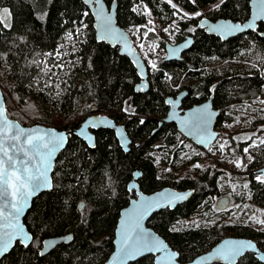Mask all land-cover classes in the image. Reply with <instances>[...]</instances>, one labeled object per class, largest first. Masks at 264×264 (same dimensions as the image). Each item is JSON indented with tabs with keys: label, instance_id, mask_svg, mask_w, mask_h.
I'll return each mask as SVG.
<instances>
[{
	"label": "trees",
	"instance_id": "trees-1",
	"mask_svg": "<svg viewBox=\"0 0 264 264\" xmlns=\"http://www.w3.org/2000/svg\"><path fill=\"white\" fill-rule=\"evenodd\" d=\"M105 1L108 5L117 1L118 22L132 31L147 22L145 15L132 11L136 5H147L165 25L175 18L171 7L160 0ZM250 1L173 0L182 13L191 15L178 21L181 33L176 41L192 34L195 43L182 61L154 57L156 68L150 73V89L142 94L136 93L140 78L131 61L118 49L96 40L93 17L81 0H0V9L10 10L12 24L11 30L0 26V52L7 54L6 61L0 60V86L9 117L25 126H56L77 119L59 128L72 134L57 159L53 188L34 199L25 217L33 235L31 245L25 248L17 243L0 264H103L114 249L120 212L136 195L128 188L136 170L141 172L138 183L146 194L165 187L195 191L187 203L156 213L148 223L178 252L181 262L193 261L225 237L252 239L264 251V225L251 219L258 209L259 213L264 211V184L254 179L264 166V146L250 149L253 159L247 165L248 173L240 174L233 164L222 166L213 155L187 141L174 125L160 127L168 112V96L187 89V105L191 106L213 89L214 104L221 110L218 127L240 125L232 136L239 139H232V146L221 155L232 160L244 157L243 149L252 142L247 136L253 132L258 135L257 130L264 126V111L260 110L264 105L252 104L256 96L264 99V23L257 31L227 41L196 30V26L202 18L245 22L251 13ZM218 2V7L203 11ZM43 13L44 19H38ZM83 24H87L88 35L85 41H78L77 51L71 55L74 65L64 76L61 91L56 90L55 79L51 87H44L43 63H57L60 43ZM141 31L143 35L147 29ZM145 39L166 45L153 32H148ZM243 52L251 56L246 67L236 63ZM175 78L180 81H176L172 88L176 92L172 93L169 84ZM93 105L125 126L132 139L128 153L113 131H94V148L74 134ZM248 105L251 108L244 111ZM196 164L201 167L195 168ZM233 180H239L241 193L231 197L230 191L226 193L234 204L240 203L242 212L231 215L230 209L218 210L216 201ZM214 216H218L217 221ZM69 234L73 236L71 243L41 256L46 238ZM154 260L150 255L130 264H155ZM243 264L264 263L247 253Z\"/></svg>",
	"mask_w": 264,
	"mask_h": 264
},
{
	"label": "snow or ice",
	"instance_id": "snow-or-ice-1",
	"mask_svg": "<svg viewBox=\"0 0 264 264\" xmlns=\"http://www.w3.org/2000/svg\"><path fill=\"white\" fill-rule=\"evenodd\" d=\"M160 2L168 4L173 10L172 15L177 16L178 19L188 17V13H182L173 0H160ZM192 2L195 3V0H192ZM223 2L224 0H221V3ZM141 3H143V0H141ZM132 11L140 12L141 6H134ZM142 14L148 17L152 16V12L148 9L147 5H143ZM259 14L264 15V0H261ZM45 15L46 13L39 15L38 19L43 20ZM98 15H103L102 8L98 12ZM196 15H200V13H196ZM147 24L152 25V27L147 28V31L143 33L145 38H147L148 32L155 31L152 19H149ZM0 26L3 29L11 30V13L7 8L0 9ZM141 27L146 26L134 27L133 34L140 33ZM170 27L172 26L165 27L163 31L171 35L172 33L169 32ZM247 27L252 28V25L249 24ZM239 29V25L231 24H221L213 28L214 31H221L224 34L235 32ZM101 31L104 35H117L112 28L110 16L103 17ZM0 35H2V32H0ZM69 38H71V33L69 34ZM74 47L75 45H73ZM139 47L143 50L144 44L140 43ZM74 54V52H65L61 55L59 51L56 53L60 60H63V56ZM46 55L51 56L52 54L48 53ZM0 60L6 61L7 54L0 52ZM68 63L72 62L69 61ZM149 65L152 69L156 68L155 61H149ZM64 67L65 64L60 62L53 64L51 67L45 63L43 74L48 76L49 80L45 81L44 87L52 86L49 81L51 80V76L56 75L53 68L63 71ZM49 73H51V76H49ZM0 75H3V73H0ZM141 76H143V71H141ZM56 87H59V85L57 84ZM257 103L264 105V99L256 96L252 104ZM31 107L32 105H29V108ZM248 108H251V105H248L244 111H247ZM129 110L130 106L125 109V111ZM260 110L264 111V108ZM210 120L211 116L208 114L207 106H205L204 108L196 109L187 120H182L181 123L189 128L190 133H194L198 137L199 143H205L214 138L208 127ZM239 122L240 120L237 118V123ZM103 123L104 121H100V124ZM140 123L143 124L144 121L141 120ZM246 123H251V121H246ZM88 125H95V122L88 121ZM257 131L264 132V126H261ZM79 135H87V127L82 128ZM256 136L257 132L248 135L247 139L252 140V143L243 149L249 161L253 159L250 149L264 146V137H257L256 140H253V137ZM232 139L236 140L239 138L233 137ZM65 143L66 136L63 133L57 134L54 131H43L37 128L25 129L19 123L11 120L7 113L4 95L0 94V221L3 222L0 225V258L4 257L12 249L14 242L17 240L25 248L28 247V241L32 238L25 235L24 229L20 226L19 218L34 194L51 187L48 174L52 168V161L56 153L63 149ZM227 144V141L221 143L219 150L223 152ZM89 146L95 147V144L90 143ZM234 163L238 168L242 166V161L240 160H236ZM194 167L200 168L201 165L196 164ZM254 179L258 183L264 184V170L255 175ZM244 187H247V185H244ZM233 191H235V188H233ZM165 198L168 205L173 204L177 200L184 199L183 196L169 194L165 197L162 194L161 197L155 200L144 201L138 209H134L132 214L135 217L134 221L129 223L128 227L121 232V254L119 257L121 261H127L143 253H163V255L157 257L158 261L171 260L177 255L176 253L168 252L167 247L162 242L158 241L150 233L143 231L139 223L140 219L151 208L156 207L159 201ZM251 219L255 223L264 225V221L262 220H257L255 217ZM196 226L199 227L198 224ZM254 247L251 242L229 240L225 242L224 246L217 249L216 256L228 262V264H237V259L241 258L240 264H243L246 250ZM41 255H43V252ZM259 259L264 260V256L259 257Z\"/></svg>",
	"mask_w": 264,
	"mask_h": 264
},
{
	"label": "water",
	"instance_id": "water-1",
	"mask_svg": "<svg viewBox=\"0 0 264 264\" xmlns=\"http://www.w3.org/2000/svg\"><path fill=\"white\" fill-rule=\"evenodd\" d=\"M89 9L91 12V15L93 17V28L95 31V37L96 40L99 43H105L109 45L112 48L118 49L119 53L123 56H126L131 63L133 64L137 75L140 78V82L136 85V93H147L150 89V70L146 63V60L144 57L138 52V50L135 48L132 38L130 37L128 31L126 28L122 27L118 22V3L117 1L112 2L111 5H108L105 0H81ZM261 5V0H251L250 7H251V15L250 18L241 23V22H234L232 20H226V19H219L217 21L209 20L208 18L202 19L199 24V29H205V32L209 35L216 36L221 38L223 41H227L231 38L237 37L239 35L248 33L250 31H256L259 27L260 22H264V15L259 14V9ZM103 15H98V12L101 11ZM104 16H110L111 17V25L115 33L117 35L115 36H109L104 35L101 31V24L103 22ZM221 24H231V25H239L240 29L235 32H230L227 34H224L221 31H214L213 28L217 25ZM251 24L252 28H248L247 25ZM264 37V34H262ZM194 44V38L188 37L186 40L172 44L167 42L165 45L166 49V57L165 61L167 62H173V61H182L184 58V54H186L187 51L190 50V48ZM141 71H143V76H141ZM142 89V90H141ZM0 94L4 95L3 89L0 86ZM183 97V96H182ZM181 96L178 97V99H174L173 97H168L166 104L170 107L169 112L166 117H164L160 123V126L164 124H171L175 125L177 131L185 137L187 140H190L192 144H194L196 147L206 151L208 150L212 145L216 143V141L219 138V132L216 129L217 125V119L219 116V111L214 110L212 105V100H208L200 105L193 106L189 109L183 110L181 109ZM5 99V96H4ZM6 105V100H5ZM207 106L208 114L211 116L210 123L208 125L209 131L214 137L213 139L205 142V143H199L198 137L194 133H190L189 128L186 127L181 123L182 120H187L191 113L195 112L198 108H204ZM7 109V107H6ZM90 115L87 116L84 121L82 122L81 126L74 131V134L83 140L88 146L90 143H94L96 146V136L93 133V131L96 130H110L113 131L116 137V140L118 141L120 147L124 150L125 153H128L130 150V146L132 144V139L130 137V134L126 130L125 126L123 124H120L119 122L112 119L109 115L102 114L99 110V108L96 105H93L90 108ZM10 118V117H9ZM11 120L19 123V125L25 129H41L43 131H54L57 134L63 133L66 136V143L63 147V149L56 153L55 157L52 161V168L49 171V181L51 184V187L48 189H44L39 191L38 193L34 194L30 200L28 205L25 208V211L21 214L19 218L20 226L24 229L25 235L31 237L32 239L28 241V246L31 245L33 241V235L29 231L26 223H25V217L27 216L28 212L32 208L33 201L36 197H38L43 192L49 191L53 188V173L55 170L56 162L59 157V155L67 148L69 143V137L72 134L71 131L62 130L53 126H46L42 124H35L32 126H25L22 125L19 121L10 118ZM88 121H94L95 125H88ZM100 121H104L103 124H100ZM87 127V135L80 136L79 132L82 128ZM90 147V146H89ZM94 148V147H91ZM264 170V166L258 169V173ZM141 177V172L139 170H136L134 172L133 179L129 183V190L134 191L136 193V196L133 197L129 204L124 207L121 212L120 216L118 218V222L115 228V237H114V249L105 261L104 264H130L134 263L146 256H154V262L155 264H228V262L223 261L216 256L217 249L224 246L226 241L232 240V241H244V242H251L255 247L247 249L245 254L247 253H253L256 255V257L259 259V257L264 256V251L261 250L257 243L253 241L252 239L248 238H242V237H225L223 238L217 245H215L210 251L205 252L199 256H197L193 261L183 263L179 260V254L176 250L172 249L169 243L161 237L156 231H154L151 227L148 226V223L150 219L158 212L165 210L167 208L169 209H175L178 206L187 203L194 195L195 191L193 189L188 190H178L174 189L172 187H165L157 192L146 194L144 193L140 185L138 183L139 178ZM162 194L166 197L167 195L171 194L174 196H183L184 199L177 200L173 204L168 205L167 199H161L158 203V205L154 208H151L146 215L142 219H140V227L143 229V231L150 233L152 236H154L158 241L162 242L166 247L168 252L176 253L177 255L171 259V260H165V261H158L157 257L163 255V253H143L140 255L135 256L134 258H130L127 261H121L119 259L121 254V232L125 230L129 223L133 222L135 217L132 215L134 212V209H138L139 206L144 201H152L156 198H159L162 196ZM231 204V199L228 196H222L218 203L217 208L220 211H225L229 208ZM163 205V206H160ZM83 207V204L81 205V208ZM2 221H0V225H2ZM73 240V236L71 234L64 235L61 237H50L46 238L43 241L42 249L40 251V254L43 252V255L45 256L48 253H50L53 249H55L57 246L61 244H69ZM19 243V240L14 242V245L12 249L15 247V245ZM12 249L6 254L8 255ZM5 255V256H6ZM4 256V257H5ZM0 258V261L4 258ZM241 258L237 259V264L240 261ZM260 260V259H259ZM262 263H264V260H260Z\"/></svg>",
	"mask_w": 264,
	"mask_h": 264
},
{
	"label": "rangeland",
	"instance_id": "rangeland-1",
	"mask_svg": "<svg viewBox=\"0 0 264 264\" xmlns=\"http://www.w3.org/2000/svg\"><path fill=\"white\" fill-rule=\"evenodd\" d=\"M218 6H219V2L216 3V4H212V5L208 6L203 11H206V10L212 9V8H216ZM142 9H143V6H141V11L138 12L139 14H142ZM148 9L150 10V8H148ZM9 12H10V10H9ZM190 16L191 15L188 14V17H190ZM146 18H147V21L149 19H152L153 20V23L155 25V31L153 33L155 34L156 38L157 39H163V40H165V43L166 42H169V43H172V44H175L177 42L176 41V37L178 36L179 33H181V26L178 23V21L179 20H185L186 19V18L178 19L177 16H175V18H173V20L170 21V23L168 25H165V24H163L161 22L160 18L154 16L153 14H152L151 17L146 16ZM144 25L146 27H141V29L142 28L143 29H147V28L152 27V25H148L147 22ZM170 25L172 26V27L169 28V32L172 33L171 35L169 33H166V32L163 31V29L165 27H169ZM126 30L128 31L130 37L132 38L135 48L138 50V52L146 60L148 66H149V69H150V73H152V71L154 69H152L150 67L149 61H153L154 60V57L165 58L166 57V49H165V46L162 45L161 43H158V42L154 41V40H152V41L146 40L145 37H143L141 30H140V33H137V34H133V31H132V28L131 27H127ZM69 34H67L65 36L64 40L60 43V45L58 47L57 52L59 51L61 53V55H63V53H65V52H76L77 51L78 41H85L86 38H87V35H88L87 24H83L81 27H79L76 30L75 33H71V38H69ZM140 43H143L144 44L143 50L139 47V44ZM62 45H63V47H61ZM73 45H75L74 48H73ZM153 46H155V47H153ZM250 57L251 56H250L249 53L243 52L236 59V63H238L242 67H246V66L249 65V58ZM55 59L57 60L56 62L64 63L65 64V67H64L63 71H61L58 68H53V71L56 73V75L55 76H51V73H49V76H51V80L49 82L52 85V83H53L52 80L55 79V81H57L58 82V85H59V87H56V90L58 92H60L61 91V83L64 80V76L70 71V68L74 65V59L71 58V55H69V56H63V60H60V58L57 55H55ZM69 61H71L72 63H68ZM44 64L45 63H43V71H44ZM46 64H48V63H46ZM252 64L254 65L255 62L253 61ZM48 65L51 67L53 64H48ZM48 80H49V77L44 75L42 81L45 82V81H48ZM177 80L180 81L179 78H175L172 81H170L169 88H170V91H172V93L173 92H176V91H173L172 88L176 84V81ZM262 91L264 92V89ZM261 95H263L262 97H264V94H261ZM20 114L23 115V112L21 110H20ZM78 121H79V119H78ZM76 122H77V119L68 122V124L60 123V124H58L56 126H53V127L62 128L64 125L67 126L69 124H74ZM37 124H40V123H37ZM239 128H240V125L239 124L235 125L233 123L232 124H225L222 127H220L218 129V131L220 132V135H219L218 140L216 141V143L214 145H212L209 148L211 150L208 149L205 152H207L209 154V156H212L213 155L216 158L217 162L220 165H222V166L225 165L226 166L227 164H233V166L236 168V170H234V171H236V172H238L240 174H245V173H248L247 172L248 170H246V169H247V165H248V163L250 161L248 160V158H247V156L245 155L244 152H243L244 153V157L243 158H239V159H235V160L226 159L224 156L221 155V154L225 153L230 146H232V144H233V142H232V136L235 135L236 131L239 130ZM257 137H264V132H260L256 137H253V140H256ZM225 141H227L228 144L225 146L224 151L221 152L219 150V145L221 143H224ZM219 152H220V154H219ZM236 160L242 161V166L241 167H239V168L236 167V164L234 163V161H236ZM239 180H240V178H239ZM238 181L233 180V182L227 186V189L224 188L225 190H223L224 191L223 192V195L228 196L226 192H229V191H230V193H229L230 194L229 195L230 197L233 196L234 194L239 195L241 193L242 188H241L240 185L237 184ZM233 188H235V191H233ZM217 202L218 201H216V207H217ZM229 209H230V212L229 213L231 215H234L237 212H239V213L242 212V208H241L240 203H235L234 204L232 202V198H231V204H230L228 210ZM262 212L264 214V211H262ZM263 214L262 213H259V209H258L257 214H255L254 217L257 220L264 221V215ZM217 219H218V216H214V219L213 220L214 221H217Z\"/></svg>",
	"mask_w": 264,
	"mask_h": 264
},
{
	"label": "flooded vegetation",
	"instance_id": "flooded-vegetation-1",
	"mask_svg": "<svg viewBox=\"0 0 264 264\" xmlns=\"http://www.w3.org/2000/svg\"><path fill=\"white\" fill-rule=\"evenodd\" d=\"M202 19H204V18H202ZM202 19H200L199 21H198V24H199V22L202 20ZM209 19V18H208ZM209 20H211V19H209ZM219 20V19H218ZM212 21H217V20H212ZM260 23H264V22H260ZM259 23V24H260ZM198 24H197V26H196V30H203V31H205V29H199L198 28ZM212 36V35H211ZM188 37H193L194 38V43H195V37H194V35H188L185 39H183V40H181V41H179V42H176V43H180V42H182V41H184V40H186ZM263 37V36H262ZM175 43V44H176ZM194 45V44H193ZM193 47V46H192ZM192 47L190 48V50L189 51H187L186 52V54H184V57L191 51V49H192ZM193 94V93H192ZM179 96H183L182 97V99H181V109H183V110H186V109H189V108H191V107H193V106H196V105H200V104H202V103H204V102H206V101H208V100H212V103H213V105H212V107H213V109L214 110H217V111H219V116H218V119H217V125H216V129H217V131H218V129H219V127H218V121H219V118H220V115H221V110L219 109V108H217L216 106H215V104H214V90L212 89V91H211V94L209 95V96H207L206 98H204L201 102H199V103H195V104H193V105H191V106H188L187 105V101H188V99H189V97H190V93H189V91L187 90V89H183V90H180L176 95H174V96H172V95H170V96H168V97H173L174 99H178V97ZM167 97V98H168ZM167 98H166V101H167ZM167 105V104H166ZM168 107V112H169V109H170V107L169 106H167ZM168 112H167V114H168ZM167 116V115H166ZM165 116V117H166ZM120 124H122L121 122H119ZM175 126V125H174ZM160 127H162V126H160ZM159 127V128H160ZM177 130V129H176ZM96 131H98V130H96ZM219 132V131H218ZM93 133H94V131H93ZM95 134V133H94ZM219 135H220V132H219ZM96 136V135H95ZM116 138V137H115ZM185 138V137H184ZM186 139V138H185ZM187 140V139H186ZM96 141H97V139H96ZM187 141H189V142H191L190 140H187ZM194 145V144H193ZM136 196V195H135ZM222 196H225V195H222ZM221 196V197H222ZM220 197V198H221ZM229 197V196H228ZM219 198V199H220ZM231 199V198H230ZM219 201V200H218ZM218 203V202H217ZM83 204V203H82ZM81 207V206H80Z\"/></svg>",
	"mask_w": 264,
	"mask_h": 264
},
{
	"label": "bare ground",
	"instance_id": "bare-ground-1",
	"mask_svg": "<svg viewBox=\"0 0 264 264\" xmlns=\"http://www.w3.org/2000/svg\"><path fill=\"white\" fill-rule=\"evenodd\" d=\"M250 15H251V13H250ZM249 18H250V16H249ZM249 18H248V19H249ZM248 19H247V20H248ZM226 20H230V19H226ZM247 20H246V21H247ZM234 22H235V21H234ZM241 23H243V22H241ZM80 126H81V125H80ZM80 126H79V127H80ZM79 127H78V128H79Z\"/></svg>",
	"mask_w": 264,
	"mask_h": 264
},
{
	"label": "crops",
	"instance_id": "crops-1",
	"mask_svg": "<svg viewBox=\"0 0 264 264\" xmlns=\"http://www.w3.org/2000/svg\"><path fill=\"white\" fill-rule=\"evenodd\" d=\"M251 2V1H250ZM251 8V7H250Z\"/></svg>",
	"mask_w": 264,
	"mask_h": 264
}]
</instances>
